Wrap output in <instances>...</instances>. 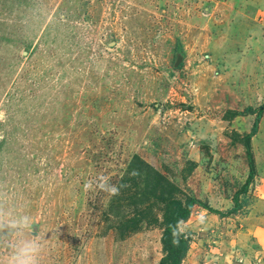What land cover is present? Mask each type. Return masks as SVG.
Instances as JSON below:
<instances>
[{
  "label": "rangeland",
  "instance_id": "374dc122",
  "mask_svg": "<svg viewBox=\"0 0 264 264\" xmlns=\"http://www.w3.org/2000/svg\"><path fill=\"white\" fill-rule=\"evenodd\" d=\"M0 188L41 264H158L160 193L175 264H264V0H0Z\"/></svg>",
  "mask_w": 264,
  "mask_h": 264
},
{
  "label": "clouds",
  "instance_id": "9594fccd",
  "mask_svg": "<svg viewBox=\"0 0 264 264\" xmlns=\"http://www.w3.org/2000/svg\"><path fill=\"white\" fill-rule=\"evenodd\" d=\"M101 189L113 196L119 193L107 181ZM35 228L36 221L25 206L11 190L0 188V264H41L45 244Z\"/></svg>",
  "mask_w": 264,
  "mask_h": 264
},
{
  "label": "trees",
  "instance_id": "16d2710c",
  "mask_svg": "<svg viewBox=\"0 0 264 264\" xmlns=\"http://www.w3.org/2000/svg\"><path fill=\"white\" fill-rule=\"evenodd\" d=\"M253 131L254 128L252 129L251 132ZM244 147L246 149V153H247L246 155H248L249 154L248 138L244 139ZM248 167H249V173L247 179L249 180L252 174V163L250 161H248ZM160 196L161 197L159 198L163 199V206H164L163 208L164 227H163V235H162V245L164 246L163 248L164 255L159 260L158 264L166 263L167 259L170 260V264H175L178 261L179 254L183 252V247L185 246L184 243H182V240L181 241L176 240L175 226L179 220H184L187 217L190 208V203L187 202L186 205L182 208H178L177 206L174 207L173 209H170L168 207V204L170 203V201L168 200L169 195L165 197L162 196V194L160 193ZM175 203L178 202L175 201Z\"/></svg>",
  "mask_w": 264,
  "mask_h": 264
},
{
  "label": "water",
  "instance_id": "95a60500",
  "mask_svg": "<svg viewBox=\"0 0 264 264\" xmlns=\"http://www.w3.org/2000/svg\"><path fill=\"white\" fill-rule=\"evenodd\" d=\"M180 59L179 58H177V61H179ZM175 64H177V62L175 63Z\"/></svg>",
  "mask_w": 264,
  "mask_h": 264
}]
</instances>
